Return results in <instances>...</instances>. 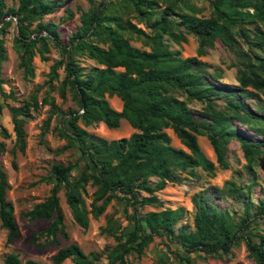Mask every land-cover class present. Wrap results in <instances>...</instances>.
Masks as SVG:
<instances>
[{
    "label": "trees",
    "instance_id": "obj_1",
    "mask_svg": "<svg viewBox=\"0 0 264 264\" xmlns=\"http://www.w3.org/2000/svg\"><path fill=\"white\" fill-rule=\"evenodd\" d=\"M16 1L17 7H7L5 0H0V34L10 23H15V41L23 47L20 67L29 76L33 75L31 63L38 44L45 47L50 42L60 51L62 59L56 65H63L65 71L60 95L64 96V86L69 84L81 112H69L63 118L62 134L84 160L74 181L70 179L71 173L78 164L53 165L51 171L56 184L50 196L25 216L31 220L50 221L45 234L52 241H56L58 235L67 239L57 197L59 188L63 186L74 222L87 229L88 213L83 208L79 191L88 184L96 188L91 204L93 217L102 215L113 200L124 201L126 207L132 210L129 216L133 226L124 240L110 229L106 230L117 244L107 249L105 261L101 260L100 254L85 255L78 246L71 244L58 250L52 258L53 263L62 264L71 260L73 264H132L128 259L130 255L140 257L149 245L159 239L165 247L174 243L180 246L185 256L178 258L183 264H192L189 255L194 253L229 261L232 249L241 242L254 264H264V234L254 233L250 228L254 221L264 219V201L252 214L246 211L235 221L228 212L218 211L209 202L208 196H194V230L191 232L177 227L186 212L183 207L140 213L146 206L162 207L157 194L168 183H176L179 174L196 168L207 173L215 170V164L200 151L197 136L208 139L216 164L222 169L228 168L227 150L231 138L239 141L247 167L261 157L264 146L261 142H252L240 136L233 127L232 116L245 119L264 133L261 131L264 127L261 117L245 103L247 99H258V93H264V0H214L211 18H198L192 9L189 13H177L178 0H120L139 17H154L149 25V34L137 31L149 51L132 47L119 31L121 19L114 15L102 16L99 9L83 18L81 29L72 36L67 48L59 42L56 25L40 23L42 17L51 15L61 6L58 2ZM159 1L165 4L162 15L156 12ZM172 16H177L179 22L170 19ZM5 17H10V20L3 22ZM35 22L38 23L30 31ZM239 22L254 28L236 29ZM187 34L199 37L209 47H213V42L219 39L225 46L234 49L235 39L243 40L249 51L239 52V58L245 62L242 61L244 69L238 71V87L218 83V74L207 73L209 65L196 57L181 59L179 53L170 51L163 42V35L179 43L186 40ZM105 44L106 48L100 46ZM72 49L85 54L102 68L93 67L83 73L72 57ZM39 54L42 55L41 50ZM5 58V48L0 40V92L3 83L1 65ZM176 94L182 95L185 100L179 99ZM106 96L120 99V112L109 106ZM217 99L225 101L224 110H218L211 104ZM187 100L205 103L202 119L193 115ZM49 104L55 108L53 99ZM15 114L13 111V128L23 151L24 120L16 119ZM79 120L85 126L103 123L108 129H117L120 121L125 120L136 132L129 138L107 142L80 129L76 125ZM167 130L172 131L188 152L170 145ZM2 151L0 143V153ZM7 189L5 174L0 170V226L7 232V244H11L18 236V230L13 206L5 199ZM214 192L217 196L235 198L243 195L234 183ZM97 202L101 205L96 206ZM4 264L22 263L17 255L11 253L4 258ZM24 264L42 263L28 260Z\"/></svg>",
    "mask_w": 264,
    "mask_h": 264
},
{
    "label": "rangeland",
    "instance_id": "obj_2",
    "mask_svg": "<svg viewBox=\"0 0 264 264\" xmlns=\"http://www.w3.org/2000/svg\"><path fill=\"white\" fill-rule=\"evenodd\" d=\"M51 1H56L61 6L57 7L51 15L42 17L40 23L56 25L59 42L67 48H69L72 36L81 29L83 18L99 9L102 16L114 15L121 19L119 31L129 40L132 47L141 51L150 50L149 47L143 45V37L139 36L137 31L149 34V25L154 17L151 15L139 17L127 3L120 0ZM178 1L177 13H189L192 9L198 18L213 17L214 0ZM5 4L7 7L18 5L16 0H5ZM157 7L156 12L162 15L165 4L159 1ZM249 11L252 12V9ZM69 14L72 16L70 17ZM170 19L179 22L177 16H172ZM9 20L10 17H5L3 22ZM37 23L35 22L29 30L31 31ZM240 27L254 28L253 25L239 22L236 29ZM180 29L182 30L181 27ZM41 34L44 35V33ZM16 36L17 29L14 22L10 23L9 27L0 34V40L6 52V58L1 65L3 83L0 92V143L3 145V151L0 153V170L6 177L8 189L5 199L13 206V216L18 230V236L11 244H7V232L0 226V264H4V258L11 253L17 255L22 264L28 260L42 264H54L52 258L58 250L71 244L78 246L85 255L100 254L101 260L105 261L107 249L117 244L116 239L106 230L110 229L121 240H124L133 226L129 216L132 210L126 207L124 201L113 200L106 206L103 214L95 218L91 214V204L96 188L89 184L84 186V190H80L79 195L83 201V208L88 213L89 225L87 229H82L73 220L72 210L66 203V189L61 186L57 197L67 239L58 235L56 241H52V238L45 234L50 221L31 220L25 216L35 205L50 196L56 184L51 171L53 165L78 164L71 173L70 179L74 181L78 176V169L83 167L84 160L79 157L76 147L62 134L63 118L69 112L78 114L81 112L69 84L64 86V96L60 95L59 90L65 78L64 66L56 65L62 59L60 51L50 42L45 47L38 44L31 63L33 75L29 76L20 67L23 47L15 41ZM185 38L184 42L176 43L168 35H163V42L170 51L179 53L181 59L196 57L209 65L207 73L218 74L220 77L218 83L238 87V71L244 69L242 63L245 62L239 56L242 52L249 51L243 40L236 38L233 49L225 46L219 39L213 42V47H209L195 35L187 34ZM100 46L107 47L106 44ZM40 50L42 55L39 54ZM71 51L75 63L83 73L93 67L102 68L88 59L85 54L75 49ZM118 71L122 70L118 69ZM176 96L185 100V97L180 94ZM50 99L54 100L55 108L49 104ZM106 100L113 110L121 111L122 102L116 96H106ZM186 103L196 118H203L205 103L195 100H187ZM245 103L264 122V93H258V99H247ZM211 104L218 110H224L225 101L222 99L211 101ZM13 111L16 113V119L24 120L23 151L20 149L22 144L17 141L14 132ZM232 124L240 136L252 142H261L264 146V133L251 126L245 119L232 116ZM76 125L89 136L107 142L129 138L136 132L125 120L120 121L117 129H108L103 123L85 126L81 120ZM261 129L264 131V127ZM166 133L170 137V145L173 148L188 152L172 131L167 130ZM197 142L204 156L215 164V170L207 173L196 168L192 172L179 174L176 183H168L157 194L163 203L162 207L146 206L141 209L140 213L183 207L186 212L177 223V227H183L187 232H191L194 230L195 209L192 204L194 196H208L209 202L218 211L228 212L235 221L243 217L246 211L252 214L258 204L264 201V148H262L261 157L256 159L252 166L247 167L239 141L231 138L227 150L228 168L222 169L216 164V156L208 139L197 136ZM230 183L239 187L243 195L239 196L240 198L217 196L214 190H224L226 184ZM99 205L101 202L96 203V206ZM250 228L254 233L264 234V219L254 221ZM184 256L179 245L174 243L165 247L161 240L156 239L145 249L143 255L137 257L132 254L128 259L132 264H183L178 257ZM189 257L192 264H236L239 262L254 264L253 260L248 258L243 242L232 249V257L229 261L198 253L191 254ZM62 264L73 263L71 260H66Z\"/></svg>",
    "mask_w": 264,
    "mask_h": 264
}]
</instances>
